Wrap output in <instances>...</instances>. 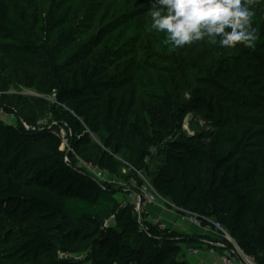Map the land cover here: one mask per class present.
<instances>
[{
    "label": "trees",
    "instance_id": "obj_1",
    "mask_svg": "<svg viewBox=\"0 0 264 264\" xmlns=\"http://www.w3.org/2000/svg\"><path fill=\"white\" fill-rule=\"evenodd\" d=\"M15 1L0 0L3 68L11 83L52 97L49 105L41 100L51 124L39 125L35 111L15 113L9 106L3 109L15 114V123L0 120V231H8L18 253L45 264H196L181 246L201 249L218 237L184 236L146 213L139 222L108 182L77 166L81 149L93 146L86 161L111 175L120 174L118 154L141 171L150 149L166 143L168 161L176 164L147 175L158 196L202 224L220 223L246 256L264 264V0L250 6L254 48L222 50L201 41L172 51L158 32L164 55L178 56L166 64L150 57L147 65L134 57L151 0H21L17 14ZM76 9L88 21L80 29L68 18ZM63 49L70 50L66 57ZM185 71L195 75L192 85L180 80ZM183 87L199 93L214 127L195 145L178 137ZM61 128L71 132L68 153L61 150ZM92 135L102 144L94 145ZM111 214L115 219L106 225ZM76 247L85 259L58 258V251Z\"/></svg>",
    "mask_w": 264,
    "mask_h": 264
},
{
    "label": "rangeland",
    "instance_id": "obj_2",
    "mask_svg": "<svg viewBox=\"0 0 264 264\" xmlns=\"http://www.w3.org/2000/svg\"><path fill=\"white\" fill-rule=\"evenodd\" d=\"M89 2H87L88 4ZM102 6L103 10V5ZM11 10L14 13H20L23 10V2L21 0H16L15 4H12ZM102 13L99 12L98 16ZM71 23H73L76 28H83V24L88 22L85 21L83 13L78 9L72 10V12L68 16ZM138 31L141 33L140 40L136 42L137 52L134 57V62H144L145 64L148 62L150 57H156L160 59H164V64L168 61H173L177 54L172 52L170 55L166 56L163 53L162 44L158 40L157 34L158 32L155 29L151 28V16H149L146 21L139 25ZM62 57H66L69 53V49L61 50ZM41 56L39 55V58ZM44 57V56H43ZM43 57L42 60H43ZM133 58V56H132ZM6 63L5 60L0 59V120L7 123H15L16 116L15 114H7L5 113L3 107H11L15 113L23 112L29 115L31 111H35L36 115L41 116L39 125H47L52 123V117L48 112L49 102H52V97L48 95H44L37 88H25L22 86L15 85L11 83V78L7 70L3 68V64ZM147 65V64H146ZM148 67V66H147ZM149 71L144 70V72L140 73V92H139V103L138 107L142 110V100L147 90V77ZM182 80L184 83H189L192 85L194 83L195 75L189 71H185V73L181 74ZM180 98L184 99L185 108L184 112L181 115L177 127L178 137L180 135L183 137V141L189 142L190 144H196L197 136L201 133L211 132L214 127L211 124V121L207 118L206 108L202 104L201 96H199L198 92L193 90H186L184 87L181 89ZM26 97V98H25ZM28 97V98H27ZM42 99L46 100L48 105H44L41 101ZM218 111L214 112L213 115H218ZM28 127V123H25ZM61 132L66 137L70 136V132L66 129L61 128ZM188 138H193V140H188ZM92 140L94 145L99 146L102 144V138L98 135H92ZM69 144V143H68ZM166 143L161 144L158 148H151L153 156L146 159L147 168L141 171L133 170L132 167L128 166L123 154L115 155L116 158L120 161L119 169L120 174L111 175L107 172V176H105V180L112 186L113 196L117 200H129L130 204L135 203V198L130 197L129 191L136 192L137 186H139V182L141 184H146L148 187H152L150 184L148 173L152 171V169L158 167H170L174 166L176 163L174 161H168V157L166 156ZM64 148L67 150L68 146L65 145ZM94 147H87L81 149L82 156L79 157L80 163H82L84 169L88 170V166L90 165L86 159L91 158V154L94 152ZM163 150L162 154L160 151ZM167 160V161H165ZM93 165V164H92ZM86 167V168H85ZM91 169V166H89ZM133 171V172H132ZM130 173L129 176H127ZM132 174V175H131ZM138 177V180L135 179ZM153 188V187H152ZM125 191H123V190ZM149 189V188H148ZM144 211L146 212L148 219L155 222L164 223L167 228L175 229L178 232L182 233L184 236H194L197 235L199 229L189 225L186 221L181 218V215L177 213L173 207H169L165 200L162 198H158L155 205H150L144 207ZM144 212V213H145ZM142 213V216L144 215ZM189 247V246H188ZM183 253L187 256V260L190 262L192 259L197 258L196 255L191 256L188 253V248L185 244L181 246ZM57 256L59 259H85L86 253L80 247H76V249L70 253H63L62 251L57 252ZM190 257V258H189ZM218 259L217 257H215ZM44 259L39 257L35 261L25 260L15 248V243L12 237L9 235L7 230L0 231V264H45ZM221 262V261H220ZM88 264V263H87ZM222 264V263H221Z\"/></svg>",
    "mask_w": 264,
    "mask_h": 264
},
{
    "label": "clouds",
    "instance_id": "obj_3",
    "mask_svg": "<svg viewBox=\"0 0 264 264\" xmlns=\"http://www.w3.org/2000/svg\"><path fill=\"white\" fill-rule=\"evenodd\" d=\"M256 0H151V28L163 33L162 43L174 51L195 42L222 50L254 48Z\"/></svg>",
    "mask_w": 264,
    "mask_h": 264
},
{
    "label": "built area",
    "instance_id": "obj_4",
    "mask_svg": "<svg viewBox=\"0 0 264 264\" xmlns=\"http://www.w3.org/2000/svg\"><path fill=\"white\" fill-rule=\"evenodd\" d=\"M24 126L28 129L29 127L24 124ZM70 132V131H69ZM62 145H61V150L66 151L67 153L71 151V148L68 144V137L62 134ZM71 136V132H70ZM67 145L68 149L66 150L64 146ZM79 160V158H78ZM65 161L69 162V158L66 155ZM89 166H91V169L89 166L87 167L89 171H86L80 163L78 162V167L82 168L87 172L91 177H93L97 182L99 183H105L107 182L105 180V176H107V171L100 169L98 166L93 164L92 162H89ZM93 164V165H92ZM86 168V167H85ZM149 188V189H148ZM131 192V193H130ZM129 195L131 198H135V203L131 204L133 207L134 212L136 213L138 217V221H142V213H144V207L146 206H152L155 205L158 198H161L158 196L156 191L152 187H148L146 184H141L136 192L129 191ZM166 204L168 205V202L165 200ZM130 202L129 200H121V205L126 206L129 205ZM174 210L181 215V218L186 221L189 225H192L193 227H196L200 230V232L203 235L209 234L212 235L213 237H218L217 240L214 242L210 241H205L208 244L207 250H209L210 253H213L215 251L214 247H220L222 248V252L219 254V259L222 264H257L251 259L250 257L246 256L242 250L238 247L236 242L230 237L226 229L218 222L214 221H209L206 224H202V221L198 218V216L188 210L185 209H178L173 207ZM146 213V212H145ZM115 219V216L111 214L107 219H106V225L111 224ZM153 222V221H152ZM155 224L159 223V226L161 228L167 227L164 223L160 222H153ZM188 253L191 256L197 255L199 250L194 248V247H189Z\"/></svg>",
    "mask_w": 264,
    "mask_h": 264
},
{
    "label": "crops",
    "instance_id": "obj_5",
    "mask_svg": "<svg viewBox=\"0 0 264 264\" xmlns=\"http://www.w3.org/2000/svg\"><path fill=\"white\" fill-rule=\"evenodd\" d=\"M199 233H201L200 230L198 232V235ZM201 241L204 242L203 239ZM198 250L199 252L196 255L197 258L194 257L193 259L189 257L190 259H192L190 262L196 264H221L219 259V252L216 249L213 253H210L209 250H207L206 246L204 245L201 249ZM215 257H217L218 259H216Z\"/></svg>",
    "mask_w": 264,
    "mask_h": 264
}]
</instances>
